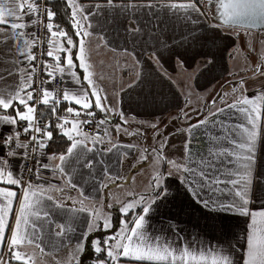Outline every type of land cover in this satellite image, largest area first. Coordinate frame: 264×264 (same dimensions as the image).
Listing matches in <instances>:
<instances>
[{
	"label": "snow or ice",
	"instance_id": "obj_1",
	"mask_svg": "<svg viewBox=\"0 0 264 264\" xmlns=\"http://www.w3.org/2000/svg\"><path fill=\"white\" fill-rule=\"evenodd\" d=\"M201 18L211 20L212 36ZM109 25L125 42L110 48L111 92L93 60L111 44ZM253 28L264 29V0H0V264H264V37ZM209 40L219 43L201 51ZM239 41L250 77L201 97L203 114L190 107L189 73L184 105L157 115L158 84L175 83L166 63L183 73L203 56V74L217 57L241 52ZM57 76L64 84L50 88ZM126 91L143 111L123 107ZM61 103L68 106L58 114ZM121 135L150 138V152ZM58 139L63 146L52 149ZM130 152L139 153L132 167L149 162V182L114 199L111 189L129 179L122 165ZM181 188L215 221L205 227L222 243L184 241L176 216L159 234L149 231L151 214Z\"/></svg>",
	"mask_w": 264,
	"mask_h": 264
},
{
	"label": "crops",
	"instance_id": "obj_2",
	"mask_svg": "<svg viewBox=\"0 0 264 264\" xmlns=\"http://www.w3.org/2000/svg\"><path fill=\"white\" fill-rule=\"evenodd\" d=\"M83 3H91L93 0H81ZM57 22L61 23L63 26L67 27L66 24H64V21L61 18H57ZM211 23V20H205L201 18V28L202 30L209 36H212L213 33L209 28V24ZM70 30V29H69ZM264 29H251V31H261ZM123 33L122 31L117 34V31L114 29L112 25L108 26V36L111 40V44L108 48L101 47L98 52L93 53V60L96 63V72L100 75H103L105 79L102 81V84L108 89L109 92L113 90L114 87H116L117 83V77H116V69H115V60L116 56L115 54L110 51V48L117 47L119 51V46L124 44L125 42L121 39ZM141 39L147 40L148 37L145 35ZM228 41L226 40L225 43ZM95 43V42H94ZM93 43V47H94ZM215 43H219L218 41L209 40L203 49L201 51H206L208 48H213V45ZM239 46L242 45V41L237 42ZM241 49V48H240ZM214 50V49H213ZM204 59L203 56H196V64L193 65L192 68H188L186 72L180 73L175 69V65L172 62L166 63L164 67L167 69L168 73L172 76V79L175 81V83L170 82H162L158 84L157 90L158 92H161L162 95H158L156 97V103L160 109H163V112H158L157 115L161 116H174L178 111L179 107H182L185 102V95H187V90L185 88L186 83L188 82V74H192V83L194 85L193 94L188 99L191 101L190 107L195 108L196 103L201 100V97H204L205 95L214 94V92H218L221 90V85H223L224 90L229 91L232 87V81L238 80L241 77L248 78L252 75V70L248 71H240L242 67V62H240L239 65L241 67L239 68V71H235L233 69L234 63L233 60L238 61L240 57L238 58L237 54L235 52L233 53V56L230 58L227 54L223 56V58L217 57V64L215 68H210L208 71H204L203 74H200L199 71L196 70L197 65L200 69H203L205 66L201 63V61ZM101 61L103 63H101ZM121 63H123V60H121ZM235 73L234 76H230L229 73ZM244 72V73H243ZM238 74L239 77H236ZM119 75L123 77V81L128 80V72L126 71H120ZM215 77V79H213ZM121 81V83L123 82ZM211 81V83H209ZM225 81H228V83H225ZM69 87H72L71 81H68ZM213 86H215L213 88ZM212 90V91H209ZM183 93V95H182ZM197 93H203L200 96H195ZM194 95V96H193ZM123 96V107L125 109H135L137 112L143 111V105L141 104L140 107H137L136 100L137 97L135 93L132 92H125L122 94ZM202 102V100H201ZM206 103V101H204ZM68 105L66 103H62L59 106V112L62 114L63 109L67 107ZM72 106H75L74 104ZM46 110V109H45ZM187 110V109H185ZM203 114H206V111L202 109L201 111ZM127 114H135L131 111H129ZM141 118H147V117H141ZM201 117L199 116H193V121L195 122L196 119H199ZM183 123V122H181ZM183 126L186 127V124H183ZM172 129L169 128L166 131H171ZM0 131H7V126L0 128ZM115 136V133H113ZM200 138V146L205 147L207 140L206 137L203 135V133H198ZM59 140V139H58ZM120 140L127 143H136L139 144L142 148H148L150 152V145L152 144L151 139L144 140L143 138H135V137H126L121 135ZM60 141V140H59ZM183 141V137H177L170 140L171 143L174 144H181ZM63 144V143H62ZM52 149H56L54 146ZM139 153H132L130 152L129 156L124 160L122 165V175L129 177L127 182L123 185H128V187L131 186V184H136L137 181H135L137 178H133V176H137L141 174L142 172H148L147 174H143V183L140 184V187L142 186L143 189L146 187L147 183L149 182L150 175L152 172V169L149 165L148 161H144L141 163L136 164L135 167H132L131 164L135 161V157L138 156ZM45 176H47L53 183H57L55 179L51 177L50 172H45ZM132 182V183H131ZM114 188L111 189L113 191ZM89 190H86L85 195L88 194ZM143 190H138L137 192H142ZM73 195H76V193H72ZM113 194V192H112ZM99 199V198H97ZM71 203V202H68ZM99 206V205H97ZM181 206H183V211H180ZM163 213V214H161ZM169 216H176V223L178 225V229H182L180 232L181 237H183L184 241H190L193 238L201 241H205L206 243H209L212 247L217 246L218 243H222V241L218 240L219 234L217 232H214L212 228L205 227V224H212L215 221L211 217H204L201 214L200 206L195 203V201L192 200L190 194H187L182 188L179 190H173L171 192V198L161 206V209L157 210V213L151 214L150 216V228L149 231H152V228H155L158 230L167 229V225L164 223L165 220L168 219ZM131 218V217H130ZM199 225V227H197ZM166 234L171 237L172 232L166 231ZM46 251H50V249H46ZM66 249H60L58 252H55L54 255L57 258H62L66 254ZM48 261H52V256L46 257Z\"/></svg>",
	"mask_w": 264,
	"mask_h": 264
},
{
	"label": "rangeland",
	"instance_id": "obj_3",
	"mask_svg": "<svg viewBox=\"0 0 264 264\" xmlns=\"http://www.w3.org/2000/svg\"><path fill=\"white\" fill-rule=\"evenodd\" d=\"M252 33H254V35L257 37V38H261V37H264V30H261V31H256V32H252ZM239 45V44H238ZM239 48H241V52H235V54H237V56H238V58L240 57V59L238 60V61H236V60H233V63H234V66H233V69L237 72V71H239V68L238 67H241V65H239L240 64V62H242V67H241V72L242 71H248L250 68H249V64H247V63H245L244 62V59H243V55H242V52L244 51V44H243V41H242V45L241 46H239ZM250 61L252 62V63H254L255 62V56H251L250 57ZM239 71V72H240ZM244 73V72H243ZM238 74L239 73H237L236 75V77H239L238 76ZM203 93H197V94H195V96H200V95H202ZM194 96V95H193ZM190 97V96H189ZM201 104H202V102H201V100H199L195 105H196V107L195 108H201ZM202 109L203 108H201V111H202ZM144 173H148V172H142L141 174H139V175H137V176H133V178L135 177V178H137L135 181H137L138 183H137V185L136 184H131V186L130 187H128V185H125V186H122V187H118V188H114V190L112 191L113 192V197H114V199H124L125 198V194L128 192V191H130V190H135L136 192L138 191V190H143V187L141 186L140 187V184L141 183H143V179H142V177H143V174ZM141 182V183H140ZM132 183V182H131ZM109 209H107V207H105L104 208V211H108ZM114 214V217H115V212L113 213Z\"/></svg>",
	"mask_w": 264,
	"mask_h": 264
},
{
	"label": "built area",
	"instance_id": "obj_4",
	"mask_svg": "<svg viewBox=\"0 0 264 264\" xmlns=\"http://www.w3.org/2000/svg\"><path fill=\"white\" fill-rule=\"evenodd\" d=\"M38 35H41V37L43 38V32H38ZM41 78H43V79H47V77L46 76H44L43 74H41ZM64 84V82L63 81H61V79H60V77L59 76H57L56 77V79H55V81L53 82V84L52 85H49V87L51 88V87H53V86H55V87H61L62 85ZM68 87H69V83H68ZM62 104V103H61ZM60 104V105H61ZM59 105V106H60ZM59 106H58V109H59ZM58 114H61L60 112H59V110H58ZM63 114V113H62ZM85 130L86 131H92V129L91 128H88L87 126H85Z\"/></svg>",
	"mask_w": 264,
	"mask_h": 264
},
{
	"label": "trees",
	"instance_id": "obj_5",
	"mask_svg": "<svg viewBox=\"0 0 264 264\" xmlns=\"http://www.w3.org/2000/svg\"><path fill=\"white\" fill-rule=\"evenodd\" d=\"M61 3H62V0H61ZM62 143H63L62 141H59V140H58L57 144H53V145H52V148H53L54 146H55L56 148H57V147H62V146H63ZM128 218L130 219V217H128Z\"/></svg>",
	"mask_w": 264,
	"mask_h": 264
},
{
	"label": "water",
	"instance_id": "obj_6",
	"mask_svg": "<svg viewBox=\"0 0 264 264\" xmlns=\"http://www.w3.org/2000/svg\"><path fill=\"white\" fill-rule=\"evenodd\" d=\"M253 29H258V30H260V28H253Z\"/></svg>",
	"mask_w": 264,
	"mask_h": 264
}]
</instances>
